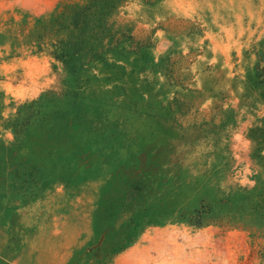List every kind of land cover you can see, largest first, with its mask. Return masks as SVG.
Here are the masks:
<instances>
[{
    "label": "rangeland",
    "instance_id": "374dc122",
    "mask_svg": "<svg viewBox=\"0 0 264 264\" xmlns=\"http://www.w3.org/2000/svg\"><path fill=\"white\" fill-rule=\"evenodd\" d=\"M0 264H264V0H0Z\"/></svg>",
    "mask_w": 264,
    "mask_h": 264
}]
</instances>
